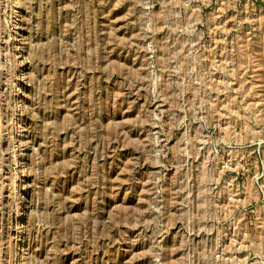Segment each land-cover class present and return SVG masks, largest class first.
<instances>
[{
	"label": "rangeland",
	"instance_id": "obj_1",
	"mask_svg": "<svg viewBox=\"0 0 264 264\" xmlns=\"http://www.w3.org/2000/svg\"><path fill=\"white\" fill-rule=\"evenodd\" d=\"M0 264H264V0H0Z\"/></svg>",
	"mask_w": 264,
	"mask_h": 264
}]
</instances>
